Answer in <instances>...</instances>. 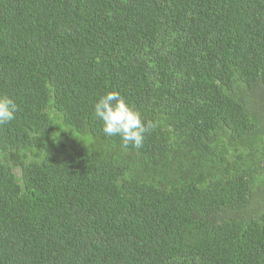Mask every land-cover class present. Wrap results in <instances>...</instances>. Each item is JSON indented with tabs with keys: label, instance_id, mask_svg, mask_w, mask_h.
Listing matches in <instances>:
<instances>
[{
	"label": "trees",
	"instance_id": "16d2710c",
	"mask_svg": "<svg viewBox=\"0 0 264 264\" xmlns=\"http://www.w3.org/2000/svg\"><path fill=\"white\" fill-rule=\"evenodd\" d=\"M0 95V264H264V0H0Z\"/></svg>",
	"mask_w": 264,
	"mask_h": 264
},
{
	"label": "clouds",
	"instance_id": "9594fccd",
	"mask_svg": "<svg viewBox=\"0 0 264 264\" xmlns=\"http://www.w3.org/2000/svg\"><path fill=\"white\" fill-rule=\"evenodd\" d=\"M95 117L102 124L106 137H119L124 146L140 149L146 134L155 127L152 121L146 120L142 112L130 105L118 91H107L99 96L93 106ZM20 106L8 95H0V125L15 119Z\"/></svg>",
	"mask_w": 264,
	"mask_h": 264
}]
</instances>
